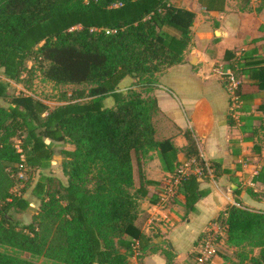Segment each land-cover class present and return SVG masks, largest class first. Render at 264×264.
I'll return each mask as SVG.
<instances>
[{
  "label": "trees",
  "instance_id": "obj_1",
  "mask_svg": "<svg viewBox=\"0 0 264 264\" xmlns=\"http://www.w3.org/2000/svg\"><path fill=\"white\" fill-rule=\"evenodd\" d=\"M193 21L191 12L168 0H0L4 79L18 81L31 61L48 82L90 86L52 110L28 99L0 104V264H37L23 255L44 256L39 228L46 222L59 240L51 256L59 264H128L131 243L123 236L142 239L134 226L142 194L131 192L133 157L140 165L161 146L155 140L158 106L152 93L158 76L183 61ZM224 61L237 80L248 74L260 89L264 59L228 51ZM126 77L134 82L121 93L118 86ZM7 90L8 83L0 81V100ZM236 96L246 114L254 96L242 91L241 82ZM107 97L113 99L111 108L103 105ZM184 136L187 160H198L192 134ZM46 140L73 146L62 152L67 179L51 190L41 176L32 192L40 211L22 224L10 212L22 214L30 203L9 193L11 170L49 169L53 151ZM177 194L193 211L203 196L197 176L184 177ZM216 221L225 225L229 246L259 248L257 262L264 264V213L231 207Z\"/></svg>",
  "mask_w": 264,
  "mask_h": 264
},
{
  "label": "crops",
  "instance_id": "obj_2",
  "mask_svg": "<svg viewBox=\"0 0 264 264\" xmlns=\"http://www.w3.org/2000/svg\"><path fill=\"white\" fill-rule=\"evenodd\" d=\"M168 1L194 15L192 39L183 61L158 76L159 86L152 93L158 106L153 117L155 140L161 146L142 158L140 165L133 157L131 192L142 194L137 195L134 226L142 239L123 236L131 243L128 264H194L203 232L221 213L231 207L264 213V65L260 89L248 74L238 79L242 91L254 96L243 115L241 103L237 113L230 112L223 78L228 51L237 57L264 59V2ZM133 82L126 77L119 92L125 93ZM103 105L113 107V99L105 98ZM186 131L196 142L203 167L197 176L203 196L193 211L185 208L179 194L161 203L167 181L187 162ZM259 255V248L229 246L223 230L211 264H259Z\"/></svg>",
  "mask_w": 264,
  "mask_h": 264
},
{
  "label": "rangeland",
  "instance_id": "obj_3",
  "mask_svg": "<svg viewBox=\"0 0 264 264\" xmlns=\"http://www.w3.org/2000/svg\"><path fill=\"white\" fill-rule=\"evenodd\" d=\"M26 71L22 73L21 78L18 81H9L4 79L0 72V81L8 83V96L5 100H0V104L7 106L12 101L32 100L34 102L46 105L50 110L64 104L63 99H69L71 94L77 90H88L89 85H56L48 82L42 78L39 68L36 64L28 61L26 63ZM20 108L23 107L19 104ZM14 144L19 150L20 141L14 139ZM46 143L51 147L53 156L51 160V167L47 170H27L18 168L13 175L11 173L9 193L13 195H21L27 201L30 206L22 214H16L10 212L12 217L22 224H29L32 222L33 217L40 211V201L33 195V189L36 186L41 176L48 178L47 185L51 190L59 187L60 184H65L66 174L64 170L65 156L62 153L66 150H73V146L66 143H56L50 140H46ZM9 172V169L7 170ZM39 231L43 237L44 256L39 258H30L28 255L23 257L32 260L37 264H59L51 256L53 250L58 246L59 240L55 233V228L49 222H46L39 228Z\"/></svg>",
  "mask_w": 264,
  "mask_h": 264
},
{
  "label": "built area",
  "instance_id": "obj_4",
  "mask_svg": "<svg viewBox=\"0 0 264 264\" xmlns=\"http://www.w3.org/2000/svg\"><path fill=\"white\" fill-rule=\"evenodd\" d=\"M224 86L229 94V110L231 113H237L240 102L236 96L237 86L239 81L233 76L230 70H227L224 75ZM201 158L198 160L191 158L187 162L179 167L167 181V185L163 196L161 197V203L167 204L168 202L175 199L177 195L178 187L184 177L189 174H194L199 176L203 167L201 166ZM225 225L215 222L209 225L203 232L201 239L199 240L198 252L195 258L194 264H211L212 259L217 255L219 236L223 230H225ZM136 245H138L136 243Z\"/></svg>",
  "mask_w": 264,
  "mask_h": 264
}]
</instances>
